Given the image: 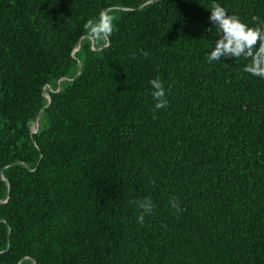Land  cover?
<instances>
[{"label": "trees", "instance_id": "obj_1", "mask_svg": "<svg viewBox=\"0 0 264 264\" xmlns=\"http://www.w3.org/2000/svg\"><path fill=\"white\" fill-rule=\"evenodd\" d=\"M212 2L0 0V264H264V79L206 60Z\"/></svg>", "mask_w": 264, "mask_h": 264}, {"label": "clouds", "instance_id": "obj_2", "mask_svg": "<svg viewBox=\"0 0 264 264\" xmlns=\"http://www.w3.org/2000/svg\"><path fill=\"white\" fill-rule=\"evenodd\" d=\"M208 17L214 29L216 30V39L210 51L206 54V60L211 63L221 60V57L230 59H239L244 57L249 63L242 69L250 75L264 79V22L256 27H249L243 23L239 17L229 15L225 8L213 0ZM115 17L106 10H101L96 18L88 19L83 28L86 35L98 43H107L114 31ZM258 21L259 17H253ZM213 29H206L211 32ZM141 55L147 57V52L141 51ZM153 91L150 93L154 100L156 110L166 108L168 101L166 99L165 88L159 78L149 81ZM140 209L137 216V222L143 224L145 215H151L154 205L151 197H144L139 201H131ZM170 207L179 211V204L176 198H170Z\"/></svg>", "mask_w": 264, "mask_h": 264}, {"label": "rangeland", "instance_id": "obj_3", "mask_svg": "<svg viewBox=\"0 0 264 264\" xmlns=\"http://www.w3.org/2000/svg\"><path fill=\"white\" fill-rule=\"evenodd\" d=\"M64 80H67V78L59 79L58 80V84H59L60 81H64ZM44 89H45L44 96L46 97V99H49V91H52V89H51V87L49 85H46L44 87ZM39 119H40V114L37 116V118L35 119V121L31 125V129H32L33 132H36L37 129L39 128V126H40V120Z\"/></svg>", "mask_w": 264, "mask_h": 264}, {"label": "water", "instance_id": "obj_4", "mask_svg": "<svg viewBox=\"0 0 264 264\" xmlns=\"http://www.w3.org/2000/svg\"><path fill=\"white\" fill-rule=\"evenodd\" d=\"M32 133H33V131H32Z\"/></svg>", "mask_w": 264, "mask_h": 264}, {"label": "built area", "instance_id": "obj_5", "mask_svg": "<svg viewBox=\"0 0 264 264\" xmlns=\"http://www.w3.org/2000/svg\"><path fill=\"white\" fill-rule=\"evenodd\" d=\"M32 132V131H31Z\"/></svg>", "mask_w": 264, "mask_h": 264}]
</instances>
